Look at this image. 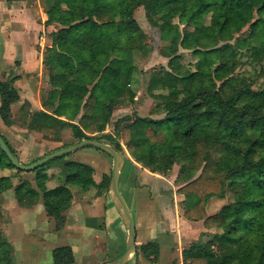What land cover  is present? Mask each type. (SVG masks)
Segmentation results:
<instances>
[{
    "label": "trees",
    "instance_id": "obj_1",
    "mask_svg": "<svg viewBox=\"0 0 264 264\" xmlns=\"http://www.w3.org/2000/svg\"><path fill=\"white\" fill-rule=\"evenodd\" d=\"M40 3L47 15L44 24L56 28L42 52L50 88L41 91L42 108L26 115V127L61 143L68 134L72 144L85 138L105 141L117 151L123 149L120 139L137 165L162 176L178 166L173 182L183 196L179 212L204 226L197 239L184 244L181 264H264V0ZM138 7L160 39L169 41V50L161 52L167 67L143 72L142 79L156 102L153 113L162 116L126 115L110 132L113 111L131 107L136 97L132 56L135 49H145L134 17ZM179 48L190 50L192 67L182 64ZM243 58L252 75L237 71ZM15 78L0 79L5 124L11 123V105L19 100ZM0 156V167L15 168L1 149ZM62 167L64 184L46 187L40 175L35 188L25 181L14 185L8 174L0 175V192L13 187L23 207L41 197L60 230L73 197L67 184L105 196L110 179L104 173L95 182L92 166L81 162L64 160ZM161 243L147 240L136 246L135 256L155 260ZM51 257L52 264H75L68 245L54 248ZM0 264H14L1 229ZM170 264L179 262L175 258Z\"/></svg>",
    "mask_w": 264,
    "mask_h": 264
},
{
    "label": "crops",
    "instance_id": "obj_2",
    "mask_svg": "<svg viewBox=\"0 0 264 264\" xmlns=\"http://www.w3.org/2000/svg\"><path fill=\"white\" fill-rule=\"evenodd\" d=\"M46 18L47 15L40 0H13L10 2L0 0V79L16 77L13 84L19 94L18 102L24 103L25 109L24 113L19 111L17 116L15 106L18 107L19 104L13 103L11 105V123L5 124L0 118V133L8 139L15 150L20 147L21 143L27 145L30 141H46L53 144L55 149H58L61 143L51 138H45L40 133L30 131L26 127V118L23 117L42 108L41 91L50 88L43 73L42 52L51 43V37H48V33L54 25H45ZM136 98L137 95L135 101ZM136 166L139 165L136 164ZM123 172L124 193L120 188ZM149 176H154L152 177L154 181L160 180L159 177H162V175L151 173L142 167H124L119 175L118 187L134 221L136 246L153 239L162 241V246L155 260L150 261L141 256L138 258L134 256L126 264H170L175 258L181 264V251L184 244L197 239L199 233L204 230L203 221L187 220L178 214V203L183 199V196L177 193L176 190L179 186L175 185L173 178L167 179V185L164 186L158 184V181L155 185L153 181L140 180V177L147 178ZM7 190H4L3 193L7 194L8 192V195H12L11 191ZM3 193L0 192V195ZM74 197H72L68 212H66V220L67 217L73 218L72 212L83 211L79 204H72ZM166 203L167 206H165ZM38 206L37 202L30 207L19 205L20 214L27 231L38 222L34 213ZM92 206L100 209L102 215L100 228H83L85 233H89L94 238L91 244H84L85 248H90L91 253L88 256L92 255V261L82 263L81 256L83 255H79L70 246L75 264H112V261L124 251L125 226L108 193L86 205L87 209ZM86 207L84 206V208ZM211 211L209 209L208 213H213ZM44 214L45 217L40 219L41 224L47 225L52 222L54 226L53 219L47 216L45 209ZM163 216L166 218L163 219ZM0 229L12 246V241L1 226ZM14 252L17 255V250L13 249V260Z\"/></svg>",
    "mask_w": 264,
    "mask_h": 264
},
{
    "label": "rangeland",
    "instance_id": "obj_3",
    "mask_svg": "<svg viewBox=\"0 0 264 264\" xmlns=\"http://www.w3.org/2000/svg\"><path fill=\"white\" fill-rule=\"evenodd\" d=\"M134 17L144 33V37L139 45H142L143 47L145 46L144 50L135 49L132 56L136 70L134 71L131 87L136 91L137 98L130 108L121 107L113 111L110 123L107 126V130L110 132L113 131L114 122L118 118L126 115L152 116L154 118L162 116L159 113H153L156 102L146 93L142 84V79L144 78L143 72L148 74L151 69L155 67L158 68L160 65L167 67L168 58L164 57L161 52L169 50V41H163L160 39L158 29L147 22L142 7L135 9ZM54 30H56V28L53 26L52 30L48 33V37L51 36V32ZM179 52L183 55L181 58L182 64L186 67L187 65L192 67L193 57L190 55V50L179 48ZM241 62L242 66H240L237 71L252 75V69L248 64V60L243 58ZM258 80L260 82V79ZM198 89H200V87L194 86V90ZM15 103L19 104L18 107L15 106L16 115H19V111H23L24 113L25 109L23 103L18 101ZM23 117L26 118L25 116ZM73 140L74 139L68 134V137L64 136L62 143L59 145H70L69 143L72 144ZM118 141L123 147L122 150L118 151L123 156L122 169L124 170V167H140L136 166L128 151L125 149L123 142L120 141V139ZM54 147L53 144L47 143L46 141H30L27 145L26 143H21L20 147H17L16 158L23 164H29L33 159L35 160V158L37 159L53 152L55 150ZM64 160L77 161L92 166L95 182L99 181L103 172H111V156L92 145H85L66 154L63 158L60 156L56 157L49 160L47 164L44 163L32 170H21L9 166L0 167V175L10 174L12 175L11 179L14 185L21 181H25L28 185L34 188L37 187L36 176L40 175L44 178V185L46 187L64 184V167H62ZM2 161V156H0V166L2 165ZM177 170L178 166H174L169 176L159 177L160 180L154 181V179H152L154 176H149L147 178L140 177V180L153 181L155 185L158 181V184L164 186L168 182L167 179L175 178ZM122 178H124V172L120 181V188L124 193ZM67 186L70 188L72 195L75 196L72 204H79L83 211L72 212L71 215L73 218L67 217L63 228L60 230L54 229L52 222H49L47 225L41 224L42 222H40V219L45 217V214L41 203V197H39L37 199V204L39 206L36 207L34 212L38 222L27 231L23 217L20 214L21 208L14 197L13 187L8 190L6 189L7 191H11L12 195H8V192L5 194L3 193L4 191H1L3 194L0 195V226L12 241V249L17 250V255H15L14 252L15 264H52V249L62 245H69L73 247L74 251L78 252L79 255H83L81 256L82 263L92 261V255L88 256V254L91 253L89 250L90 248H85L84 244H91L94 241V238L89 233H85L83 228H100L99 226L102 221V215L100 209H96L93 206L87 209L86 205L91 204L102 195H95V190L92 188L82 190L77 184H67ZM84 206L86 208H84ZM165 206H167V203ZM178 214L180 213L178 212ZM165 218L166 217L163 216V219Z\"/></svg>",
    "mask_w": 264,
    "mask_h": 264
},
{
    "label": "water",
    "instance_id": "obj_4",
    "mask_svg": "<svg viewBox=\"0 0 264 264\" xmlns=\"http://www.w3.org/2000/svg\"><path fill=\"white\" fill-rule=\"evenodd\" d=\"M85 145H92L107 154H109L112 158V165H111V172H110V179L108 183V194L117 209L122 222L126 229V241H125V248L124 251L118 255L113 261L112 264H126L129 262L134 256L136 252V231L134 226V221L131 215V212L127 206L125 199L123 198L119 187V175L123 166V156L120 152L115 150L113 146L109 143H105L103 141L91 138L81 139L71 145L61 147L55 149L53 152L46 154L42 157L37 158L36 160L32 161L29 164H23L20 162L11 152L8 145L6 144L5 140L0 135V149L2 152L7 156L10 162L17 168L21 170H32L35 169L44 163L48 162L51 159L56 157L68 154L70 152L75 151L76 149L85 146Z\"/></svg>",
    "mask_w": 264,
    "mask_h": 264
}]
</instances>
